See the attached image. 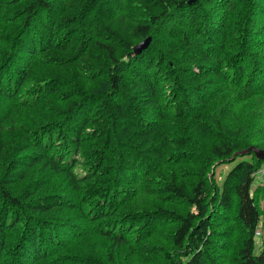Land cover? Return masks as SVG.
<instances>
[{
	"label": "trees",
	"instance_id": "16d2710c",
	"mask_svg": "<svg viewBox=\"0 0 264 264\" xmlns=\"http://www.w3.org/2000/svg\"><path fill=\"white\" fill-rule=\"evenodd\" d=\"M117 1L0 0V264H113L80 245L138 258L163 233L165 264H264V158H238L264 150V0L234 32L212 0Z\"/></svg>",
	"mask_w": 264,
	"mask_h": 264
},
{
	"label": "rangeland",
	"instance_id": "374dc122",
	"mask_svg": "<svg viewBox=\"0 0 264 264\" xmlns=\"http://www.w3.org/2000/svg\"><path fill=\"white\" fill-rule=\"evenodd\" d=\"M136 1L137 0H118L117 2L120 3L121 5L125 4L126 10H128L130 13H135V10L132 9L130 5L134 6V3ZM215 4L219 5V7L217 8L215 6L214 10H212L211 5H215ZM246 5L247 4L245 0H212L209 3H207L206 8L204 9V12L210 15H213V16L219 13L221 17H224V21H227L226 29H228L229 26L231 25L230 30L234 32L240 17L243 15L242 11L245 10ZM74 9L77 10L78 8H74ZM131 17L138 18L139 13L132 14ZM176 30L174 29L168 30V31L166 30V32H164L165 36H163V33L161 32L162 31V28H161L159 31L153 34V45L157 44L159 46L160 43L163 42V39H162L163 37H166L167 34H169L170 32L173 33V31H176ZM83 59H84V56H83ZM68 65L69 63L64 64L63 67L65 66L69 67ZM67 73H68V70H67ZM97 79H98L97 81L104 82V80H100L101 78H97ZM235 118L236 116L233 117V120ZM250 156L251 155H249V153L248 154L241 153V156L238 158L246 159V158H249ZM232 165L233 163L228 162V163L220 164L215 168L214 179L218 184L221 183L224 175L229 170V168H231ZM259 171L261 172V174L260 176L256 177L255 180L253 181L251 190L254 194L256 201L259 203L260 208L264 210V180H263L264 178L262 176L264 175V163H262L261 167L259 168ZM263 225H264V211H262V214H261L260 227L258 226L257 228V230L259 229L261 233L256 234V237H255L256 252L260 251L261 249H264V226ZM240 237H241L240 232L234 231V230L232 231L231 233L232 241H235L236 239H238L239 241ZM149 241L150 240L145 241V242L143 241L142 243L138 245V247L142 250V252H145V251L148 252L146 255H144V257H138V258L127 255L126 249L128 248L126 246L122 245L121 247H112L110 241L98 235L88 236L87 239L82 242L79 249L81 250L83 254H84V251L82 249L88 251L92 257L94 258L96 257L100 262L102 261V258L107 259L109 255H112L113 264H165L164 259L166 258V255H168L167 250L170 249V242L167 237V233H163L158 238V241H157V238L155 239V241H157L160 245L156 244V242H153L151 244L153 245L152 249H148V247L150 246ZM157 245L159 247L154 248ZM235 250H236V247H235ZM74 251H77V249H74ZM233 251H234V247H231L228 244V248H226L225 252L221 253V256L219 258L221 264H233V262L231 261Z\"/></svg>",
	"mask_w": 264,
	"mask_h": 264
},
{
	"label": "water",
	"instance_id": "95a60500",
	"mask_svg": "<svg viewBox=\"0 0 264 264\" xmlns=\"http://www.w3.org/2000/svg\"><path fill=\"white\" fill-rule=\"evenodd\" d=\"M192 1H194V0H188L189 3H191ZM150 40H151V37L148 36L145 39L136 43L133 46V52L134 53L141 52L143 49H145L148 46V44L150 43ZM250 151H252L257 158H264V150L258 148L257 146H250L247 149L242 150L241 152L242 153H249Z\"/></svg>",
	"mask_w": 264,
	"mask_h": 264
}]
</instances>
